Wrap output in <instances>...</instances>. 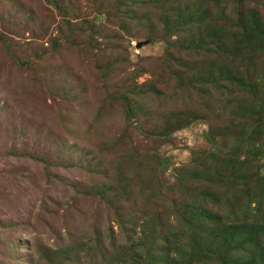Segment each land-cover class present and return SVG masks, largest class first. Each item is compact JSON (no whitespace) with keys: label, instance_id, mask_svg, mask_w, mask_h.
Here are the masks:
<instances>
[{"label":"rangeland","instance_id":"1","mask_svg":"<svg viewBox=\"0 0 264 264\" xmlns=\"http://www.w3.org/2000/svg\"><path fill=\"white\" fill-rule=\"evenodd\" d=\"M255 8L264 17V0H0V264H29L36 243L49 250L70 233L82 242L100 222L109 245L112 215L94 194L108 185L127 189L125 208L161 217L171 208L158 210V192L177 191L181 202L211 186L213 153L229 159L258 132L251 106H264V90L205 82L247 65L232 59L230 41L222 52L164 60L163 18L169 32L187 19L220 34ZM125 93H140L128 121L116 98ZM176 166L184 179L174 191Z\"/></svg>","mask_w":264,"mask_h":264},{"label":"trees","instance_id":"2","mask_svg":"<svg viewBox=\"0 0 264 264\" xmlns=\"http://www.w3.org/2000/svg\"><path fill=\"white\" fill-rule=\"evenodd\" d=\"M152 1L155 4L161 0ZM237 17L228 31L227 25L223 24L220 26L222 33L216 34L217 30L208 34L201 29L200 23L196 25L200 29L194 31V21L187 19L178 20L174 24L177 30L169 32L170 20L164 16L167 28L160 33L166 42L164 60L172 61L176 52L181 56L203 54L211 48L222 52L226 42L230 41L234 51L231 52L232 59L244 58L247 65H228L221 68L216 78L212 72L205 82L217 87L225 80L232 86H242L245 91L247 88L255 91L259 87L264 90V67L259 68L264 65L261 62L264 59V17L257 8L241 11ZM223 33L229 34L224 36ZM180 61L183 63V59ZM248 63L257 68L253 71ZM178 81L186 90L193 87L192 83L185 84L182 77ZM155 87L153 84L154 91L161 94L162 91ZM206 93H210L209 88ZM118 96V101L126 107L125 121H128L134 115L133 101L140 97V93H125L122 98ZM259 102L251 106L258 132L248 140V147L238 146L229 159L220 156L219 152L213 153L215 174L210 179L211 186L198 192L186 190L185 197L178 202L175 188L181 186L184 178L183 168L175 167L176 183L170 187L175 191V197H163L158 192L161 202L158 210L170 207V215L161 217L157 210L143 213L125 208L129 200L127 189L121 186L119 192L108 185L103 192L94 194L112 215L108 230L112 237L110 244L104 241L100 222L89 231L94 235L85 236L82 242L69 241L70 233L68 241L64 240L62 245L52 244L49 250L44 244L36 243L32 247L29 264H44V260L47 264H264V106ZM209 140L213 143V136L210 135ZM240 158L244 160V167L237 164ZM85 194L95 196L92 192ZM245 198L247 205L243 203ZM99 200L97 205L102 209ZM244 208L243 216H238L237 212ZM171 215L170 222H162ZM113 223L122 226L119 232ZM134 227H139L140 232H136ZM170 227L172 229L164 232Z\"/></svg>","mask_w":264,"mask_h":264},{"label":"water","instance_id":"3","mask_svg":"<svg viewBox=\"0 0 264 264\" xmlns=\"http://www.w3.org/2000/svg\"><path fill=\"white\" fill-rule=\"evenodd\" d=\"M146 43H148V41L139 42L138 46H142L143 44H146Z\"/></svg>","mask_w":264,"mask_h":264}]
</instances>
